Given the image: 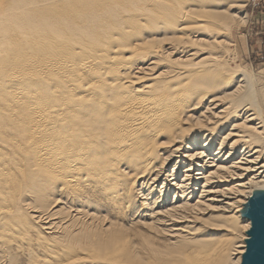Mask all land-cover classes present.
Instances as JSON below:
<instances>
[{
  "label": "bare ground",
  "instance_id": "1",
  "mask_svg": "<svg viewBox=\"0 0 264 264\" xmlns=\"http://www.w3.org/2000/svg\"><path fill=\"white\" fill-rule=\"evenodd\" d=\"M244 6L0 0V264L241 263L264 191Z\"/></svg>",
  "mask_w": 264,
  "mask_h": 264
},
{
  "label": "rangeland",
  "instance_id": "2",
  "mask_svg": "<svg viewBox=\"0 0 264 264\" xmlns=\"http://www.w3.org/2000/svg\"><path fill=\"white\" fill-rule=\"evenodd\" d=\"M241 3L245 5L241 9V16L246 17V19L242 25L236 26L230 31L229 65L231 68L238 69L239 67V69L246 70L253 77L256 85L255 88L260 93L255 95L253 99L258 102L261 113L264 115V0H241ZM220 105H223V103H220ZM217 147L218 145H215L213 149ZM172 165L173 163L167 167V170L171 169ZM144 208L140 207V213L142 212L143 214ZM201 208L203 209L201 213L202 219L222 215L221 211L209 209L206 206H202ZM197 227L200 226L197 225ZM202 229H204L202 231H208L216 237L224 238L228 236V233L223 228L216 227L215 225L203 227ZM135 233H133L132 237L136 241L138 236ZM179 251L182 254H194V249L191 247H185Z\"/></svg>",
  "mask_w": 264,
  "mask_h": 264
},
{
  "label": "water",
  "instance_id": "3",
  "mask_svg": "<svg viewBox=\"0 0 264 264\" xmlns=\"http://www.w3.org/2000/svg\"><path fill=\"white\" fill-rule=\"evenodd\" d=\"M243 217L249 220L250 229L240 264H264V191L248 199Z\"/></svg>",
  "mask_w": 264,
  "mask_h": 264
}]
</instances>
